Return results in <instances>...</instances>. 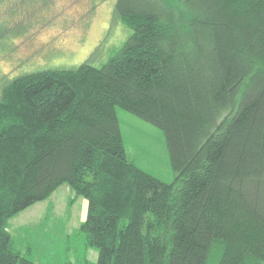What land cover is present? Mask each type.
Wrapping results in <instances>:
<instances>
[{"label":"trees","instance_id":"trees-1","mask_svg":"<svg viewBox=\"0 0 264 264\" xmlns=\"http://www.w3.org/2000/svg\"><path fill=\"white\" fill-rule=\"evenodd\" d=\"M174 1L113 0L114 44L2 77L0 264H41L7 227L63 184L86 264H264V0ZM118 107L162 131L172 181L128 158Z\"/></svg>","mask_w":264,"mask_h":264},{"label":"rangeland","instance_id":"rangeland-1","mask_svg":"<svg viewBox=\"0 0 264 264\" xmlns=\"http://www.w3.org/2000/svg\"><path fill=\"white\" fill-rule=\"evenodd\" d=\"M2 1L0 9L6 11L0 17L18 27L9 46L0 47V86L2 77L16 72L80 63L104 38L113 0H45L35 9L27 0ZM114 32L120 35L118 29ZM110 38L103 39L105 48L114 44ZM117 115L128 158L163 181H172L162 131L120 107ZM86 214V198L63 184L45 200L21 210L7 228L12 245L17 250L29 247L31 257L41 264H86L97 258L81 230Z\"/></svg>","mask_w":264,"mask_h":264}]
</instances>
